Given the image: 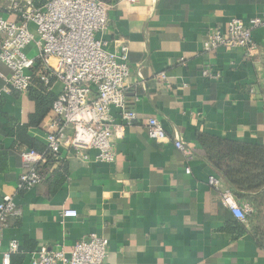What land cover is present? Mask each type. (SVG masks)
<instances>
[{
  "label": "crops",
  "instance_id": "1",
  "mask_svg": "<svg viewBox=\"0 0 264 264\" xmlns=\"http://www.w3.org/2000/svg\"><path fill=\"white\" fill-rule=\"evenodd\" d=\"M29 1L43 10L48 0L42 5ZM4 2L8 8L9 1ZM263 10L264 0L112 4L108 26L98 37L111 48L124 44L129 50L127 108L137 119L113 137V162L94 160V151L83 162L65 144L55 159L38 165L48 164V174L64 165L66 178L57 173L28 190L19 184L21 154L32 149L16 145L8 120L25 123L32 105L19 93L5 92L0 77V202L10 197L21 212L0 229V264L11 242L18 250L9 264H31L32 254L42 247L69 252L93 234L108 240L102 264H264V214L242 223L244 234L229 233L236 219L219 194L227 186L197 143V135L206 134L264 145V28L252 32L257 49L252 56L243 48L203 50L208 32L224 34L231 19L248 21ZM0 14L20 22L13 12ZM26 53L36 56L32 45ZM206 67L219 78H203ZM160 73L166 74L170 89L154 80ZM0 75H10L1 62ZM51 90L57 95L61 87L55 82ZM111 114L120 123L118 112ZM150 118L161 123L168 140L147 137ZM49 120L27 130L46 148ZM174 135L181 138L185 154L174 147ZM210 176L219 181V190L208 184ZM64 210H75L77 217L63 218Z\"/></svg>",
  "mask_w": 264,
  "mask_h": 264
},
{
  "label": "built area",
  "instance_id": "2",
  "mask_svg": "<svg viewBox=\"0 0 264 264\" xmlns=\"http://www.w3.org/2000/svg\"><path fill=\"white\" fill-rule=\"evenodd\" d=\"M9 1L8 11L14 12L19 23L8 21L0 14V62L9 70V77H0L5 82L4 91L25 94L32 86L31 69L35 61H41V82L47 86L55 79L61 90L52 106V115L47 124L46 143L51 154H59L62 145L68 146L83 162H89L88 152L94 151V160L111 163L114 160L112 139L124 128L136 121V113L127 108L126 90L131 71L128 65V48L119 44L114 48L98 37L108 26L107 12L111 5L100 0H48L43 10L29 0ZM140 0H117L119 4H137ZM22 3V4H21ZM264 28V10L261 16L242 21L231 19L226 33L208 32L203 42L205 52L243 48L247 55L256 54L252 32ZM35 48L36 56L26 53L28 46ZM201 75L208 80H217L219 75L209 67ZM141 77L140 75L138 76ZM170 89L165 73L154 77ZM264 104V102H263ZM120 116L115 123L112 110ZM147 137L154 142L168 140L161 123L150 118L146 123ZM174 147L186 153L178 135L173 138ZM24 172L19 177L20 187L31 189L45 178L37 172V165L44 160L34 150L22 152ZM189 174V168H185ZM208 184L220 188L217 178L210 176ZM220 202L239 221L252 213L248 206L240 205L227 188L220 189ZM21 212L12 198L0 202V229L11 217H20ZM63 218H76L75 210H64ZM2 239L0 237V249ZM18 250L11 242L1 255V264H9L10 255ZM108 253V240L93 234L88 242L75 243L69 252L64 249L40 248L33 253L31 264H102Z\"/></svg>",
  "mask_w": 264,
  "mask_h": 264
},
{
  "label": "trees",
  "instance_id": "3",
  "mask_svg": "<svg viewBox=\"0 0 264 264\" xmlns=\"http://www.w3.org/2000/svg\"><path fill=\"white\" fill-rule=\"evenodd\" d=\"M4 1L0 0V12L8 10ZM100 1L108 5L119 4L116 2L117 0ZM34 3L42 5L45 0H34ZM2 39L3 37L0 35V41ZM43 73L41 61L37 59L31 69L32 86L25 94H21L32 105V110L27 114L25 123L19 124L12 119L8 120V123L10 122V129L14 134L17 146L37 151L48 162L57 156L51 154L45 146L27 134L29 128H40L44 121L51 117L52 106L57 97L51 90L55 79L50 78L48 85L45 86L40 80ZM47 131L50 133L49 129ZM197 143L204 149L205 158L224 180L234 198L251 207L252 213L245 218V221L235 220L228 229L229 233L238 237L246 231L242 223L251 220L255 213L259 217L264 214V145L224 140L206 134H198ZM47 166L48 164H39L36 167L37 172L44 176V181H48L51 175L55 174V172L48 174ZM57 173H59L58 177L64 180L67 176L66 167L60 166L55 175Z\"/></svg>",
  "mask_w": 264,
  "mask_h": 264
}]
</instances>
